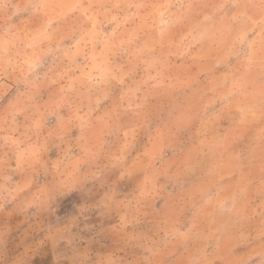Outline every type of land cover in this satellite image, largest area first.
<instances>
[{
    "label": "clouds",
    "instance_id": "clouds-1",
    "mask_svg": "<svg viewBox=\"0 0 264 264\" xmlns=\"http://www.w3.org/2000/svg\"><path fill=\"white\" fill-rule=\"evenodd\" d=\"M0 264H264V0H0Z\"/></svg>",
    "mask_w": 264,
    "mask_h": 264
}]
</instances>
